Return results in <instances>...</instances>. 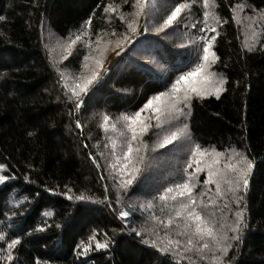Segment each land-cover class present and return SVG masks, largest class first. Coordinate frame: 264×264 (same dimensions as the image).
Segmentation results:
<instances>
[{"label": "trees", "instance_id": "trees-1", "mask_svg": "<svg viewBox=\"0 0 264 264\" xmlns=\"http://www.w3.org/2000/svg\"><path fill=\"white\" fill-rule=\"evenodd\" d=\"M183 1L145 0L141 15L146 32L137 36L128 33L126 24L115 14L104 12L106 5H121L120 11L130 19L132 0L127 4L123 0H0V15L5 17L0 21V55L5 58L0 63V164L4 166L2 174L9 177L0 183V232L6 236L0 240V254L9 240L19 237L21 243L13 250L12 264H214L210 257L200 261L191 254L189 259L182 253H160L146 241L164 240L163 229L156 235L151 231L143 237L136 235V231L152 227L136 199L156 196L174 183L152 184L153 175L142 164L139 182L121 188L117 172L108 166L114 163L110 152L97 139L102 113L111 119L133 113L192 69L194 57L179 53L191 50L197 41L194 25L203 15L198 0H190L191 9H185L183 16L190 24L186 34H179L174 25L167 27L165 34L151 31L159 27L176 2ZM214 3V13L222 23L216 24L217 33H213L212 50L218 59L212 71L226 77L225 91L219 98L194 100L189 130L203 147L235 150L253 159L249 188L241 201L247 226L242 229L243 238L229 249L225 264H264V16L262 36L252 47L244 37L235 7L244 5L248 17L260 15L264 0ZM89 17L92 37L124 31L131 37V54L148 49L167 71L154 73L142 58L131 55L132 65L124 63L92 84L77 109L79 101L60 89L64 82L58 70L68 65L77 68L84 52L80 48L57 61L60 49L55 45L56 38L86 30L84 22ZM77 121L82 128L76 127ZM152 134L153 129L145 143ZM169 178L180 183L184 175L176 172ZM81 194L89 199H74ZM129 204H135L136 210L130 211ZM229 207L235 210L236 206ZM122 210L130 211L127 219L119 217ZM46 212L52 215H44ZM224 212L232 218L226 209ZM216 216L222 223L228 222L219 212ZM94 231L109 247L77 255L76 245L87 243Z\"/></svg>", "mask_w": 264, "mask_h": 264}, {"label": "snow or ice", "instance_id": "snow-or-ice-1", "mask_svg": "<svg viewBox=\"0 0 264 264\" xmlns=\"http://www.w3.org/2000/svg\"><path fill=\"white\" fill-rule=\"evenodd\" d=\"M128 2L129 0H123L124 4ZM195 2L196 0H192V3ZM192 3L176 2L156 30L161 31L176 23L178 18H182L183 10L191 9ZM202 4L205 9L203 11L204 27L199 29L202 35L197 37V40L202 44L201 51L197 53L198 62L192 70L177 76L166 91L158 92L148 98L141 108L131 114H122L117 122L111 124V130L119 135L120 143L119 151H117L116 139L112 136L107 137L114 160V163L110 162L108 166L118 171L123 177L120 181V187L127 188L137 183L138 178H142V164L146 157L142 154L141 149H147L143 140L146 133L152 129L158 130V136L160 133H164L162 139L156 143V147L159 148H163L179 138L185 139L190 147L184 167V179L180 183L164 187L162 191L157 192L156 196H152L146 202L139 204L142 212L152 213L148 217L152 227L150 229L144 227L140 231L133 229V231H136L137 236L143 237L146 231H151L152 235H156L160 229H163L164 240H151L149 238L146 241L157 248L160 253H172L174 255L182 253L189 259L191 254L197 256L200 261L210 257L214 264H225L229 249L234 246V242H239L243 238L241 232L247 226L244 216L245 210L241 206V201L244 199L243 194L249 188L254 161L243 153L233 151L222 164L221 157L224 156V153L215 148H205L199 143H195L189 132V125L182 123L186 110L192 106L194 100L209 96L219 98L220 93L225 91L226 77L211 70L212 65L218 59L216 53L212 51V44L216 35L211 37L206 35V33H217L216 27L210 21H214L215 24L222 23V21L209 10L210 0H202ZM131 6L133 11L129 13L130 19L120 11L121 5H106L104 12L115 14L121 22L126 24L127 32L134 35L137 33L138 18L143 14L146 7L145 0H132ZM235 7L243 10L244 5L238 4ZM261 16H264V13ZM4 19L5 17L0 15V21ZM235 19L236 17L233 15V20L235 21ZM90 25L91 17L84 22L85 29L90 28ZM85 35H88L86 30L70 39L67 42L66 50L71 49ZM111 35H115V32ZM121 39L130 42L128 35L122 36ZM101 43L102 37L97 34V49ZM117 46H120L119 40ZM121 51H123V47H121ZM4 59L0 55V63H3ZM89 59L90 56L86 54L84 61ZM101 63V59L96 58L95 67H91V74L78 75L72 79L71 83L63 73L61 74V79L65 81L64 88L71 93L70 99L75 98L77 101H82L83 94L89 91L90 86L97 79V69ZM83 67L89 68L90 66L85 64ZM193 75L197 76L195 81L192 80ZM75 106L79 109L81 104L76 103ZM146 110L147 114L144 115ZM109 120L108 115H103L99 125L105 132L108 131ZM121 122H123L122 128L118 126ZM173 122L179 125L174 130H172ZM165 125L169 129L168 131H165ZM76 127L82 128L79 121H77ZM105 147L108 145L106 144ZM89 156L93 158L95 163L91 153ZM3 167L0 165V168ZM201 173L205 174V179L202 182L203 188L196 191L199 181L195 177ZM8 179V176L0 175V183ZM213 185L215 187L214 192L212 191ZM68 198L73 199L71 196ZM74 199L85 201L89 197L81 194ZM230 204L236 206L235 210L229 207ZM127 207L130 211L136 210L135 204H129ZM157 208H159V216L154 214ZM225 209L230 213L231 219L225 216ZM130 211L122 210L118 215L123 220L129 217ZM218 212L221 216H225V219L228 220L227 223H222L217 219L216 213ZM44 215L51 216L52 213L46 212ZM171 233H174L178 238L173 239ZM4 239H6L5 234L0 232V240ZM93 242L95 244L94 249L92 247ZM20 243L19 237L7 242L6 247L2 249L3 254H0V264L3 262L12 264L14 261L13 250ZM108 247V241H100L95 231L88 237L87 243L81 241L76 245L79 250L77 255H86L89 251L107 249Z\"/></svg>", "mask_w": 264, "mask_h": 264}, {"label": "rangeland", "instance_id": "rangeland-1", "mask_svg": "<svg viewBox=\"0 0 264 264\" xmlns=\"http://www.w3.org/2000/svg\"><path fill=\"white\" fill-rule=\"evenodd\" d=\"M183 2L189 3L190 0H186ZM152 4L155 6L154 1ZM198 4H199V7L204 11L205 9L203 8L202 0H198ZM214 5H215L214 0H210V9L209 10L215 15ZM132 11H133V8H131V12ZM185 11L186 10H183L182 18H178L176 25L172 24V25H174V26H172L173 29L175 31H177L179 34H186L189 30L190 24H189V22H185L187 18L183 16L185 14ZM236 16L239 17V21L242 24L241 25L242 31H243V34H244L246 41L248 43H250L252 47H254L255 42H257L262 36V34H261L262 31H261L260 25H261V27L263 26L261 23L263 16H261V14L260 15L253 14L251 17H248V15L244 14L243 10H241L240 8H236ZM141 19H142V15H140V17L138 18V21H137V33L135 34L137 36L146 32L145 20L144 19L141 20ZM163 19L161 20V23L163 22ZM203 19L204 18L202 15V20L194 28L195 33H196V40H197L198 36L202 35V33L199 31V29L204 27ZM192 21L195 22V20H192ZM259 21H260V23H258ZM210 23H213V25L216 26L214 21H210ZM166 30H167V28L163 29L162 34H165ZM83 31H85V30H83ZM86 31L88 32V28L86 29ZM151 31L156 32L157 31L156 27H153L151 29ZM80 32L81 31L72 32L68 36H66L65 38H56L55 47L57 49H60V52L56 56L55 60H57V61L65 60V57L68 58L74 52L79 51L80 48L84 52L82 59H81V62L79 63V66L77 68L68 65L65 70H61V71L58 70L59 71L58 74H59L60 79H61L62 73L64 76H66L69 79L70 83H71L72 79L78 75H81V74L90 75L91 74V67H95V59L99 58V59H101L102 63L100 64V66L97 69V79H96L97 81L95 80V82L93 83L96 85L111 70H114V68L120 69L124 63H129V65H132V63H130L131 55H132V58L135 56L142 58V63L147 64L149 67H151L153 69L152 72H154V73H157V74L158 73H165L167 71V66L158 63L157 62L158 59L155 58V56L153 54H151L150 51H147L148 49L144 50L142 52V54L136 53L135 51L133 52V54H131V51L128 50L129 42H125L121 39L122 36L128 35L124 31L119 32L115 35H111L112 33H104L103 35H100L102 37V43L100 44L99 49H97V44H96L97 36L92 37L91 34L88 32V35L83 36L81 41H78L75 45L72 46L71 49L66 50L67 42L70 39H73ZM206 35L211 37L213 35V33H206ZM129 38L131 39L130 36H129ZM118 40L120 41V46H117ZM132 40H134V39H132ZM89 42H91V43L89 44ZM179 44L182 46L181 42H179ZM121 47H123V51H121ZM191 48H192L191 50H189L187 52H180L179 54L180 55L188 54V55H190V58L194 57V63L192 66V69H193L195 64L198 62L197 53L199 51H201L202 44L200 41L197 40ZM86 54L90 56V59L88 61H84V56ZM85 64H88L90 67L89 68L83 67ZM168 67L170 69L171 65L168 64ZM196 78H197V76L193 75L192 80L195 81ZM63 82L65 83L64 80H63ZM59 86H60L61 90H63L67 95L71 96V93L67 89H65L64 86H62L60 84H59ZM81 102L82 101H79L80 104H81ZM189 112H190V108L188 110H186V114H185V117L182 119V123H187L189 125V123H188ZM125 113L131 114L129 112H125ZM104 114L105 113H102V115H104ZM146 114H147V110L145 111L144 115H146ZM118 118H119V115L117 117H115L114 119L110 118V120L108 122V131L105 132L103 129L100 128L98 130V137H97L98 142L101 145L104 144V146H103L104 150H107L110 152V157L112 158L113 162H114V160H113V157L111 155L112 149H111V145L108 143L107 137L112 136L113 138L116 139L117 145H118L117 151H119V143H120L119 135L117 133H113L111 130V124L117 122ZM153 123H155V121H153ZM118 126L122 128L123 122H121ZM178 126H179L178 124L173 122L172 130H174ZM168 130L169 129L165 125V131H168ZM157 131L158 130L153 129V134H152L153 136H152L150 142L146 141V143H145V141H144L145 145H147V149L146 150L144 148L141 149L142 154H144L146 157L143 164H145L147 166V169H149L151 175H153L152 177H153L154 182L152 183V182H150V180H149V182L152 184H156V183H161V182L165 181V182H173L175 184L177 182V179H170L169 176L172 174H176V172L184 175V167H185V164H186V161L188 158L190 145L188 144V142L185 139L179 138L177 141H174L171 144H167L163 148L156 147L157 141L159 139H162V137L164 135V133H160L158 136ZM189 132H190V130H189ZM146 135H147V133L144 135L143 140L145 139ZM192 139L195 143H197L194 138H192ZM106 144L108 145V147H105ZM205 148H212V147L206 146ZM220 152L224 153V156L221 157L222 164H223V162H225V158L228 155L232 154L233 151H220ZM235 152H237V151H235ZM0 165H2V164H0ZM2 171H3V168H0V175H3ZM116 172L118 175L116 180L118 182V185L120 186V181L123 179V177L119 174L118 171H116ZM195 179L197 181L198 180L201 181L197 185L198 188L203 187L202 182L205 179V174L201 173L197 177H195ZM142 180H144V179H141L140 181H142ZM138 182H139V179L137 180V183ZM212 188H214V185L212 186ZM133 193H132V195L135 196V193L134 194ZM149 197H151V196L146 195V196H144V198L142 197V199H136L138 202V205L140 203H144V201L148 200ZM157 203H159V201H157ZM146 213H147L146 216L148 219V217L152 213H149L147 211H146ZM154 214L158 215V216L160 215L158 208L155 210ZM143 217L146 219L145 216H143ZM149 222L151 223L150 220H149ZM131 223L134 226V224L136 222L132 219ZM171 234L174 237L173 239L178 238L175 236L174 233H171ZM180 239H182V238H180Z\"/></svg>", "mask_w": 264, "mask_h": 264}]
</instances>
